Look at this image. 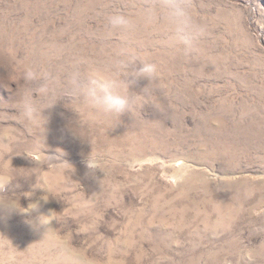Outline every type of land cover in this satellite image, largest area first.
<instances>
[{"label":"rangeland","instance_id":"rangeland-1","mask_svg":"<svg viewBox=\"0 0 264 264\" xmlns=\"http://www.w3.org/2000/svg\"><path fill=\"white\" fill-rule=\"evenodd\" d=\"M146 2L0 0V196L50 194L0 208V264L9 250L14 264H264V0H186L195 58L162 27H109ZM121 50L158 66L129 85L137 111L81 127L65 95L44 136L18 122L25 68L106 70ZM92 149L104 173L86 175Z\"/></svg>","mask_w":264,"mask_h":264},{"label":"clouds","instance_id":"clouds-1","mask_svg":"<svg viewBox=\"0 0 264 264\" xmlns=\"http://www.w3.org/2000/svg\"><path fill=\"white\" fill-rule=\"evenodd\" d=\"M108 25L111 29L125 32H133L141 27H162L165 31L163 43L175 54L195 58L198 53L197 39L201 30L194 23L186 0H147L138 19L115 15L109 18ZM137 61L140 62L139 67ZM157 75L158 66L155 63L134 58L126 50H121L109 62L106 70L95 67L82 70L80 62L60 68L55 73L40 67H28L22 73L26 88L13 103V108L18 122L43 136L48 123V118L43 115L44 111L52 108L65 95L74 98L73 103L65 105L71 106L67 109L77 115L81 127L85 123H98L104 119L119 121L126 111L133 113L147 101L144 96H131L129 85L141 78L153 82ZM85 115L86 121L82 119ZM80 130L81 128L71 131L73 135L81 137ZM52 158L60 157L52 155ZM84 163L86 175H94L97 170L104 173L103 164L93 149ZM7 183L5 181L4 185ZM31 187L30 192L0 196V208L20 214L38 210L40 201L48 202L49 190L42 183H35ZM36 190L43 192L37 202L30 203L27 208L22 207L21 197L30 198ZM17 204L25 211L21 212ZM50 219L51 215H40L37 217L38 225H48ZM27 223L31 224V221ZM14 261L15 253L9 250L4 254L2 264H14Z\"/></svg>","mask_w":264,"mask_h":264}]
</instances>
